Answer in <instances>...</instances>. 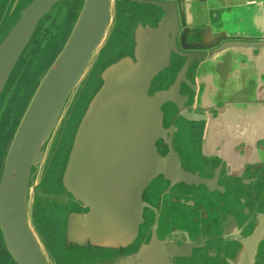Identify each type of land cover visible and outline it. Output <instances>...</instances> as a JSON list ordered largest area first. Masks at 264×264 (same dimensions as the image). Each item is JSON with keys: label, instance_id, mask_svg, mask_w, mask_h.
I'll list each match as a JSON object with an SVG mask.
<instances>
[{"label": "water", "instance_id": "95a60500", "mask_svg": "<svg viewBox=\"0 0 264 264\" xmlns=\"http://www.w3.org/2000/svg\"><path fill=\"white\" fill-rule=\"evenodd\" d=\"M12 0L0 29V45L26 16L30 29L19 44L0 87L28 45L37 25L64 0H32L11 20ZM157 9L153 23H138L129 32L130 50L99 65L98 85L78 120L60 172V186L84 212L69 211L64 224L66 249H107L126 252L111 264H173L175 248L151 238L135 245L143 223V195L167 166L156 142L164 139L162 106L179 98L181 81L194 63L198 69L215 56L236 51H264V41L225 39L203 42L181 32L174 0H126ZM14 3V4H13ZM111 0H83L74 25L32 95L8 147L0 174V234L15 264H47L26 219L30 171L53 129L63 105L81 79L110 22ZM191 50L173 86L149 94L150 83L180 54L177 39ZM178 112H187L178 106ZM75 211V212H73Z\"/></svg>", "mask_w": 264, "mask_h": 264}, {"label": "flooded vegetation", "instance_id": "af4514ba", "mask_svg": "<svg viewBox=\"0 0 264 264\" xmlns=\"http://www.w3.org/2000/svg\"><path fill=\"white\" fill-rule=\"evenodd\" d=\"M11 2L6 3L0 29ZM150 8L158 15L147 23L155 22L160 13ZM127 43L122 48L130 50L129 37ZM177 48L180 54L171 56L168 70L151 81L150 95L173 86L190 58L191 50L184 48L179 37ZM261 53L245 50L215 56L209 64L213 67L233 64L232 86L219 89L218 101L206 105L198 81L206 66L200 70L193 63L185 73L188 84H179L180 97L162 106L165 135L156 142V149L168 169L144 192V221L136 246L151 238L169 245L178 252L173 264H264V98H253V74L264 65ZM178 106L187 117L178 112ZM64 160L65 156L48 178V188L63 195H42L35 190L64 207L63 238L69 211H85L60 186ZM63 248L72 264H111L127 254Z\"/></svg>", "mask_w": 264, "mask_h": 264}, {"label": "rangeland", "instance_id": "374dc122", "mask_svg": "<svg viewBox=\"0 0 264 264\" xmlns=\"http://www.w3.org/2000/svg\"><path fill=\"white\" fill-rule=\"evenodd\" d=\"M7 1L0 0V19ZM31 1H21L10 22ZM82 2L83 0H64L60 5H55L52 13L39 22L0 93V174L23 113L39 81L63 47ZM156 12L141 4L111 0L110 22L105 35L90 58L81 79L66 99L53 129L40 149L38 161L31 168L25 203L26 219L47 264H72L69 253L63 248L61 210L64 207L60 201L42 198L35 190L42 195H63L62 191L52 192L48 188V178L55 165L64 159L86 102L98 85L99 65L106 58L127 50L122 47L127 46L128 33L134 25L147 23L148 20L154 21V16L158 13ZM0 264H15L6 250L1 234Z\"/></svg>", "mask_w": 264, "mask_h": 264}, {"label": "crops", "instance_id": "0c3cea01", "mask_svg": "<svg viewBox=\"0 0 264 264\" xmlns=\"http://www.w3.org/2000/svg\"><path fill=\"white\" fill-rule=\"evenodd\" d=\"M181 32L188 39L210 42L218 39L264 41V0H174ZM256 52V51H252ZM260 53L259 55H261ZM233 64L205 67L198 81L204 103L217 102L219 89L232 86ZM254 99L264 98V65L253 74ZM260 90V91H259ZM262 90V91H261ZM254 145V144H253Z\"/></svg>", "mask_w": 264, "mask_h": 264}, {"label": "bare ground", "instance_id": "6f19581e", "mask_svg": "<svg viewBox=\"0 0 264 264\" xmlns=\"http://www.w3.org/2000/svg\"><path fill=\"white\" fill-rule=\"evenodd\" d=\"M31 10L32 9L28 10L26 16L20 20L18 25L0 45V87L14 56L16 55L19 44L23 41L26 33L30 29L27 19L31 14Z\"/></svg>", "mask_w": 264, "mask_h": 264}]
</instances>
